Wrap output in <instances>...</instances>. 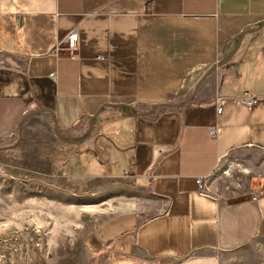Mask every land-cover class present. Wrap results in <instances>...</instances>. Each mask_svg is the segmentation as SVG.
I'll use <instances>...</instances> for the list:
<instances>
[{"label": "crops", "instance_id": "crops-1", "mask_svg": "<svg viewBox=\"0 0 264 264\" xmlns=\"http://www.w3.org/2000/svg\"><path fill=\"white\" fill-rule=\"evenodd\" d=\"M32 123L72 141L64 175L126 194L86 239L96 264H221L264 237V0H0V140ZM227 165L238 192L199 188Z\"/></svg>", "mask_w": 264, "mask_h": 264}, {"label": "rangeland", "instance_id": "rangeland-1", "mask_svg": "<svg viewBox=\"0 0 264 264\" xmlns=\"http://www.w3.org/2000/svg\"><path fill=\"white\" fill-rule=\"evenodd\" d=\"M31 125L36 123L20 136L0 140V264H96L86 239L100 220L122 207L126 194L94 180L79 185L64 175L63 155L54 146L58 136L50 126L32 133ZM228 168L208 177L207 192L221 197L225 189L242 188L229 185ZM221 259V264H264V237Z\"/></svg>", "mask_w": 264, "mask_h": 264}, {"label": "built area", "instance_id": "built-area-1", "mask_svg": "<svg viewBox=\"0 0 264 264\" xmlns=\"http://www.w3.org/2000/svg\"><path fill=\"white\" fill-rule=\"evenodd\" d=\"M55 51H56V53H58V55L60 54V52H62L63 54H65L69 57H74L77 55V33H76L75 28L70 30L67 33V35L65 36V38L55 45ZM242 102L246 105H251V104L256 102V98L249 97L248 95H245L242 97ZM217 111L220 112L221 107H218ZM207 179L208 178H203V179L197 180L199 188H203L204 190L207 189V186H206V180ZM229 185L230 186H236V187L241 186V184L237 180H235V181L230 180ZM263 189H264V185H263ZM252 199L254 201L259 200V198L256 196H253Z\"/></svg>", "mask_w": 264, "mask_h": 264}, {"label": "water", "instance_id": "water-1", "mask_svg": "<svg viewBox=\"0 0 264 264\" xmlns=\"http://www.w3.org/2000/svg\"><path fill=\"white\" fill-rule=\"evenodd\" d=\"M260 28V26L259 27H255V28H251V29H246V30H244V31H242V32H240V34H239V36H238V38H237V40H236V42H235V44H234V46H233V48H232V50L230 51V53L226 56V57H224L223 59H220V60H218V61H216L205 73H204V75L201 77V79H200V82L201 81H203L211 72H213L214 70H215V68L217 67V66H219V65H222V64H225L227 61H229L230 59H231V57L233 56V54L236 52V50H237V48H238V46H239V44H240V42H241V38H242V36L245 34V33H247V32H249V31H256V30H258ZM110 107H127L125 104H111V105H109ZM29 116V115H28ZM27 117V116H26ZM92 119L93 118H91V120H90V124H92ZM55 133L57 134V136L60 138V139H62L63 141H66V142H72V141H70V140H68V139H66V138H64L62 135H60V133H59V131H58V128L57 127H55Z\"/></svg>", "mask_w": 264, "mask_h": 264}]
</instances>
